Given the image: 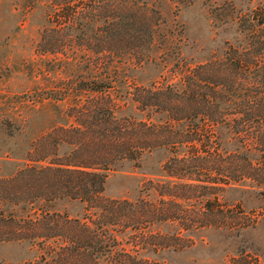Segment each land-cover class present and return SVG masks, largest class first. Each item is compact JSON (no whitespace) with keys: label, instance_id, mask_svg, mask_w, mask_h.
Segmentation results:
<instances>
[{"label":"rangeland","instance_id":"374dc122","mask_svg":"<svg viewBox=\"0 0 264 264\" xmlns=\"http://www.w3.org/2000/svg\"><path fill=\"white\" fill-rule=\"evenodd\" d=\"M58 2L0 0V197L3 181L32 162L33 150L61 136L54 127L73 123L76 104L102 101L103 92L87 91L85 81L101 80L105 69L112 75L116 71L111 98L126 112L144 117L148 112L135 110L128 96L134 87L153 81L177 84L188 65L218 58L229 46L250 47L254 34H264V0H85L94 8L88 7L81 25L74 27L50 21ZM106 3L108 9L102 10ZM113 3L151 12L156 22L152 31L147 19L133 18L135 10L129 15L111 7ZM120 16L135 22V28L129 24L117 32L104 27ZM122 31L128 32L125 44L116 40ZM104 39H112V45L104 46ZM65 150L64 145L60 153ZM165 156V151H154L139 161L111 166L105 194L160 201V186L172 180L164 171ZM247 184L224 187L218 202L184 195L175 204L166 195L175 213L147 225L148 245H136L134 238L120 234L121 246L139 249L140 255L162 264H264V186ZM45 206L74 217L82 216L85 207L69 200ZM15 208L23 213L21 206ZM37 254L32 246L0 243V262L32 260Z\"/></svg>","mask_w":264,"mask_h":264},{"label":"trees","instance_id":"16d2710c","mask_svg":"<svg viewBox=\"0 0 264 264\" xmlns=\"http://www.w3.org/2000/svg\"><path fill=\"white\" fill-rule=\"evenodd\" d=\"M111 5L129 15L135 10L139 14L133 12V18L147 19L151 31L156 24L148 10ZM93 6L85 0H59L50 21L60 27L81 25L79 19ZM100 6L108 9L107 3ZM122 18L113 17L104 27L119 32L118 28L136 24ZM252 29L258 32L255 25ZM125 32L116 38L123 44ZM102 41L106 47L113 43ZM249 46H229L218 58L188 65L177 84L153 81L134 87L128 96L132 95L135 110L148 112L144 117L126 112L111 98L109 90L118 82L116 71L112 75L105 69L101 80L85 81L87 91L103 92L102 101L76 104L73 123L54 127L61 136L42 141L29 158L32 162L3 181L0 243L25 244L39 254L32 260L0 264H162L140 255L139 249L121 246L119 235L148 245L147 225L167 221L169 213H175L164 196L175 204L184 195L218 202L224 187L264 186V34H254ZM109 61L110 57L106 64ZM154 151L168 153L163 166L172 178L160 186V201L105 194L111 166L139 161ZM179 186L186 191H178ZM62 200L83 202L82 216L45 206ZM20 206L21 214L15 208Z\"/></svg>","mask_w":264,"mask_h":264}]
</instances>
